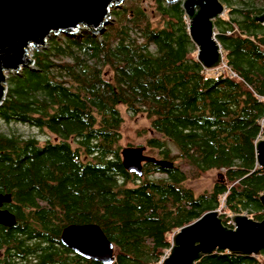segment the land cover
<instances>
[{"label": "trees", "instance_id": "obj_1", "mask_svg": "<svg viewBox=\"0 0 264 264\" xmlns=\"http://www.w3.org/2000/svg\"><path fill=\"white\" fill-rule=\"evenodd\" d=\"M150 1L112 11L101 35L51 36L32 68L8 75L0 120L54 139L0 132V194L15 218L0 224V264H102L61 243L69 224H97L111 264H160L172 235L207 211L221 207L228 228L240 210L263 219L264 0H219L230 6L214 20L220 75L196 59L182 1ZM120 107L148 120L155 135L145 145L172 167L144 162L142 177L123 167ZM211 170L221 179L210 192L184 184ZM194 264H264V250H216Z\"/></svg>", "mask_w": 264, "mask_h": 264}, {"label": "water", "instance_id": "obj_2", "mask_svg": "<svg viewBox=\"0 0 264 264\" xmlns=\"http://www.w3.org/2000/svg\"><path fill=\"white\" fill-rule=\"evenodd\" d=\"M125 0H0V106L6 95L9 74L32 68L35 51L46 47L51 36L75 35L85 29L101 35L112 23V11ZM173 4L179 0H162ZM188 18V34L196 47V59L205 70L222 62V52L215 37L214 20L223 12L219 0H182ZM264 24V14L256 17ZM264 132V117L262 119ZM144 146H125L120 150L123 167L141 177L142 164L151 162L162 168L172 163L144 154ZM256 165L264 169V137L255 144ZM264 215V193L259 197ZM10 195L0 194L2 203ZM14 215L0 209V224L12 226ZM233 227L224 226L217 210H210L182 226L171 237L168 254L160 264H194L216 250L257 256L264 250V217L253 220L245 214L230 216ZM61 243L83 258L102 264L114 262V247L94 223L69 224L60 234Z\"/></svg>", "mask_w": 264, "mask_h": 264}, {"label": "rangeland", "instance_id": "obj_3", "mask_svg": "<svg viewBox=\"0 0 264 264\" xmlns=\"http://www.w3.org/2000/svg\"><path fill=\"white\" fill-rule=\"evenodd\" d=\"M128 0H125L124 3H126ZM182 1V0H180ZM123 3V6H124ZM152 2L150 0H145L146 5H150ZM122 6V7H123ZM223 6V12L219 17H225L227 15V8L230 6L227 3H222ZM232 7H236L235 3L231 4ZM121 7V8H122ZM120 8V9H121ZM119 10V9H114ZM113 10V11H114ZM114 17L112 16V21ZM157 19V18H156ZM155 19V20H156ZM215 34L217 33L216 27L214 28ZM60 37V35H58ZM31 53L33 49H30ZM7 84V83H6ZM7 86V85H6ZM120 113L123 117V123L120 129V140L119 145L120 147L125 146H144V154L159 158L156 150H151L145 145V139L149 136H154L155 133L152 132L149 128V122L143 115H131L128 113L123 107H120ZM0 132L3 133H16L20 134L24 137H35L38 139V141L42 144L47 139L53 140L54 136L51 135L46 130H38L34 127H31L29 125L20 124V123H9L6 124L2 120H0ZM184 167V165H183ZM160 175L155 174L153 175V178H157ZM221 179L219 171L211 170L203 175H201L198 179L194 180H187L184 184L190 188L195 194H200L204 192H210L212 187L214 186V183ZM219 213L222 212L221 207L216 209ZM222 214V213H221ZM234 213L229 214V216L233 215ZM237 214V213H236ZM238 214H245L247 215L246 210H240ZM231 223V222H230Z\"/></svg>", "mask_w": 264, "mask_h": 264}, {"label": "built area", "instance_id": "obj_4", "mask_svg": "<svg viewBox=\"0 0 264 264\" xmlns=\"http://www.w3.org/2000/svg\"><path fill=\"white\" fill-rule=\"evenodd\" d=\"M225 64H220L219 66H217V67H214V68H212V69H210V70H206V72H207V74H209V75H220V74H222L223 73V71L225 70ZM168 254V253H167ZM166 254V255H167ZM165 255V256H166ZM164 256V257H165Z\"/></svg>", "mask_w": 264, "mask_h": 264}, {"label": "bare ground", "instance_id": "obj_5", "mask_svg": "<svg viewBox=\"0 0 264 264\" xmlns=\"http://www.w3.org/2000/svg\"><path fill=\"white\" fill-rule=\"evenodd\" d=\"M216 40H217V39H216ZM219 45H220V44H219ZM220 49H221V47H220ZM222 63H223V62H221L220 64H222ZM220 64H219V65H220ZM219 65H218V66H219ZM142 172H143V165H142ZM129 173H130V172H129ZM133 174H134V173H133ZM142 175H143V173H142ZM138 177H139V176H138ZM141 177H142V176H141ZM249 218H250V217H249ZM253 220H254V219H253ZM256 221H257V220H256ZM259 255H260V254H259ZM257 256H258V255H257Z\"/></svg>", "mask_w": 264, "mask_h": 264}, {"label": "flooded vegetation", "instance_id": "obj_6", "mask_svg": "<svg viewBox=\"0 0 264 264\" xmlns=\"http://www.w3.org/2000/svg\"><path fill=\"white\" fill-rule=\"evenodd\" d=\"M4 204H5V203H2L0 209H5V208H4Z\"/></svg>", "mask_w": 264, "mask_h": 264}]
</instances>
